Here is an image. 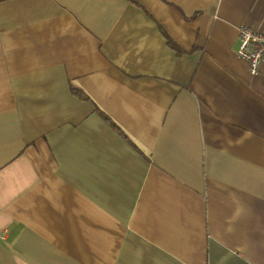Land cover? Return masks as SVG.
<instances>
[{"label": "crops", "instance_id": "0c3cea01", "mask_svg": "<svg viewBox=\"0 0 264 264\" xmlns=\"http://www.w3.org/2000/svg\"><path fill=\"white\" fill-rule=\"evenodd\" d=\"M241 26L264 0H0V264H264Z\"/></svg>", "mask_w": 264, "mask_h": 264}, {"label": "built area", "instance_id": "2783aa9c", "mask_svg": "<svg viewBox=\"0 0 264 264\" xmlns=\"http://www.w3.org/2000/svg\"><path fill=\"white\" fill-rule=\"evenodd\" d=\"M238 37L237 57L247 63L250 75L256 76L260 65L264 63V32L241 26L238 29Z\"/></svg>", "mask_w": 264, "mask_h": 264}, {"label": "trees", "instance_id": "16d2710c", "mask_svg": "<svg viewBox=\"0 0 264 264\" xmlns=\"http://www.w3.org/2000/svg\"><path fill=\"white\" fill-rule=\"evenodd\" d=\"M168 44L170 45V47H172L173 49L175 48V46L172 44V42L168 41ZM70 91L72 94L76 95L77 97L82 98L84 95L82 94V92L80 91V89L75 88L73 86L70 87ZM107 121H109V119L107 117H104ZM112 125H114L112 123Z\"/></svg>", "mask_w": 264, "mask_h": 264}]
</instances>
